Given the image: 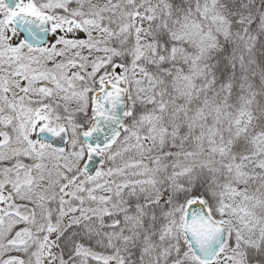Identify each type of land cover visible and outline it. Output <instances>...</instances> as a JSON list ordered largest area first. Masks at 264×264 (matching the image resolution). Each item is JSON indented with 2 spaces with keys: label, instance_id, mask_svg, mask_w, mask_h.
Here are the masks:
<instances>
[{
  "label": "snow or ice",
  "instance_id": "1",
  "mask_svg": "<svg viewBox=\"0 0 264 264\" xmlns=\"http://www.w3.org/2000/svg\"><path fill=\"white\" fill-rule=\"evenodd\" d=\"M0 264H264V0H0Z\"/></svg>",
  "mask_w": 264,
  "mask_h": 264
}]
</instances>
